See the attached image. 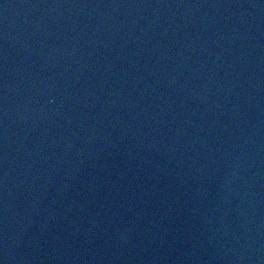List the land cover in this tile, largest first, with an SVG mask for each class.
<instances>
[{
  "label": "water",
  "instance_id": "water-1",
  "mask_svg": "<svg viewBox=\"0 0 264 264\" xmlns=\"http://www.w3.org/2000/svg\"><path fill=\"white\" fill-rule=\"evenodd\" d=\"M0 264H264V0H0Z\"/></svg>",
  "mask_w": 264,
  "mask_h": 264
}]
</instances>
